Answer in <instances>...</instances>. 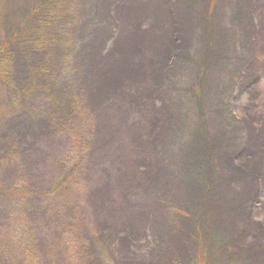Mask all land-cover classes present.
<instances>
[{"label":"rangeland","instance_id":"1","mask_svg":"<svg viewBox=\"0 0 264 264\" xmlns=\"http://www.w3.org/2000/svg\"><path fill=\"white\" fill-rule=\"evenodd\" d=\"M259 159L264 0H0V264H264Z\"/></svg>","mask_w":264,"mask_h":264},{"label":"bare ground","instance_id":"2","mask_svg":"<svg viewBox=\"0 0 264 264\" xmlns=\"http://www.w3.org/2000/svg\"><path fill=\"white\" fill-rule=\"evenodd\" d=\"M118 134L115 133H110L107 135L108 137H110V140L106 142L110 143L113 142V140H117ZM135 144H138L135 142ZM255 148H253L252 152L254 151ZM112 155V153L110 154V156ZM253 158V157H252ZM255 158V157H254ZM263 159H259V164L260 166H264V161H262ZM114 162H118L117 160H111ZM254 159L251 160V162L253 163ZM95 162V161H94ZM258 163V162H257ZM124 166V164H122ZM130 169V173H127V177H122L120 176V174H117V178H118V182L120 181L121 183V187H123V192L126 193L127 191V187H129V189L132 186L133 190H137L138 187H140V190L142 187L145 186V184L143 183V179H139L138 177H136L134 175V173H132L133 169ZM104 172H108L110 174V169H108V171H102L100 176L98 177L97 180H94L93 183L94 188L92 189V196L90 197L91 203L92 201L95 203V206H98V208L104 212V214L109 213L110 211L112 212V210L109 209L110 205V193L114 194L115 193V189L111 188L114 185V180L111 179V176H106ZM127 181H129L130 183H127ZM119 183V184H120ZM159 183H157V181H154V187L159 190L160 186L158 185ZM157 185V186H156ZM119 192V191H118ZM120 193V192H119ZM95 198V199H94ZM117 200H121V195L117 196L116 202H117V206H122V202L118 203ZM139 209V208H138ZM138 209L133 210V212L138 211ZM140 210V209H139ZM110 214V213H109ZM113 215V214H111ZM126 216H122V218L119 219L118 223L119 226L121 227V229L123 228H138L139 226H141V224L139 226H137L135 224V220H131L129 219V222L126 221L127 217H129V213L125 214ZM112 222V221H111ZM110 222V223H111ZM114 222V221H113Z\"/></svg>","mask_w":264,"mask_h":264}]
</instances>
